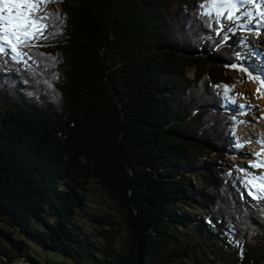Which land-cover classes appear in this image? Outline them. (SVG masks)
<instances>
[{"label": "trees", "instance_id": "obj_1", "mask_svg": "<svg viewBox=\"0 0 264 264\" xmlns=\"http://www.w3.org/2000/svg\"><path fill=\"white\" fill-rule=\"evenodd\" d=\"M200 2L62 0L49 5L60 34L37 49L54 66L0 61V264H40L31 243L78 264H210L202 238L264 264V199L229 159L244 36L216 35ZM216 85H235L230 99ZM93 182L129 243L114 213L93 209Z\"/></svg>", "mask_w": 264, "mask_h": 264}, {"label": "snow or ice", "instance_id": "obj_2", "mask_svg": "<svg viewBox=\"0 0 264 264\" xmlns=\"http://www.w3.org/2000/svg\"><path fill=\"white\" fill-rule=\"evenodd\" d=\"M60 2L62 0H0V61L7 63L5 59L7 57L14 64L29 71H35L41 65L45 69L54 66L57 58L37 49L47 46L41 41H47L49 37L54 38L60 34L64 17L61 16L58 8L55 10L49 8L50 4ZM198 9L201 18H206L207 27L213 29L216 35L224 30L225 21L231 22L228 26L229 32L251 31L250 26L255 25L256 34L259 35V26H264V0H201ZM213 25L216 27L213 28ZM227 38L225 33L224 39ZM246 40V37L243 38L241 44L246 43ZM237 58H240L239 53ZM45 60L48 63H44ZM232 67L246 73L249 80L259 81L261 88H264V78L261 76L254 77L247 68L238 65ZM215 87L223 89L226 99H230L229 93L235 89V85ZM259 143L264 146V138H260ZM254 155L257 159L250 163V167L264 168V147ZM239 171L243 173L241 183L248 190L249 195L255 199H264V173H251L243 169Z\"/></svg>", "mask_w": 264, "mask_h": 264}, {"label": "rangeland", "instance_id": "obj_3", "mask_svg": "<svg viewBox=\"0 0 264 264\" xmlns=\"http://www.w3.org/2000/svg\"><path fill=\"white\" fill-rule=\"evenodd\" d=\"M231 22L225 21V27L224 29H228V26ZM252 28L251 31L244 32V38L246 37V43H244L242 50L240 51V58H237V64L232 65H238L243 68H247L248 71L252 74V76H258L253 73L251 70V65L254 63V57H253V49L258 46V44L264 45V35H261V32H259V35L256 34V27L255 25L250 26ZM242 33V32H241ZM264 47V46H263ZM252 56V57H251ZM232 65H230V73L233 74L235 77L237 73L240 74V70L238 68H233ZM244 80L242 82H238L237 84V91H236V101L231 105V108L235 112L236 119L239 122V128L238 129V145L242 146H236V149L238 150L234 157L229 153V159L232 162L233 166L238 167L239 169L247 170L251 173H264V168L261 169H255L250 167V163L252 161H249L250 159L255 161L257 157L254 155L256 152L260 151L261 148H257L259 143V139L264 136L262 133V136L258 138V131L256 130V122H258L261 115V109L264 107L263 102L256 101L253 96L255 95L252 88L254 86L259 87L260 94L264 95V88H261L259 81L257 80H249L246 76H244ZM263 92V93H262ZM242 94V95H237ZM258 102V103H256ZM243 105V107H240ZM257 117V118H256ZM242 121V123H240ZM260 122V123H259ZM258 124H263L262 121H259ZM254 124V125H252ZM258 127V126H257ZM259 129V128H258ZM251 134L254 133V136H247V133L249 132ZM261 132L264 133V127L261 129ZM257 135V136H256ZM264 147V146H263ZM88 200L93 205L94 210H103L105 213H114L116 217H118V227L120 228V234L119 239L123 242L125 245L127 242L129 243L130 238L128 237L129 232L127 231L125 224H124V216L122 214L121 208L119 205L109 197V195L106 193L104 188L100 186L97 182H93L89 185L88 188ZM189 212H192L194 214H200L201 211L189 207ZM187 233H184L186 237ZM1 236V234H0ZM2 237V236H1ZM196 237V236H195ZM193 236V240H196ZM7 244H12L8 241ZM196 251L198 252L199 258H207L210 260V264H237L236 257L237 252L235 249V246L232 242H230L228 239H221V240H204L201 239V243L199 246H197ZM30 252L36 257V259L40 262V264H78L75 260H73L69 256H65L62 253H59L57 251H52L43 248L39 244L31 243L30 244ZM6 259V257H4ZM211 258V259H210ZM13 264H30L27 261L20 260L18 262H15Z\"/></svg>", "mask_w": 264, "mask_h": 264}, {"label": "bare ground", "instance_id": "obj_4", "mask_svg": "<svg viewBox=\"0 0 264 264\" xmlns=\"http://www.w3.org/2000/svg\"><path fill=\"white\" fill-rule=\"evenodd\" d=\"M259 31L261 32V35H264V26H259ZM258 46H260V47H256L252 51L253 57H254V60L255 61L251 65V70L253 71L254 74H256V75L261 76L262 78H264V71H262V69H264V47H263L264 45L263 44H258ZM252 89H253V91L255 93V95L253 96V98L256 101H258V102H261L262 101L263 104H264V95L263 94H260V92H259L260 90L257 91V89H259V87L254 86V88H252ZM258 102H256V103H258ZM258 120L263 122V124H258L259 121L255 123L256 124L255 125L256 126V130L259 133L258 134V138H259V137L262 136V134L264 135V133L261 132V129H263V127H264V107H262V109H261L260 119H258ZM252 125H254V124H252ZM251 135L254 136V133L253 134H251L250 132L247 133V136H251ZM261 138H264V136H262ZM257 144H258V147L257 148L263 147L260 143H257ZM249 161H252L253 162V159L252 160L250 159Z\"/></svg>", "mask_w": 264, "mask_h": 264}]
</instances>
